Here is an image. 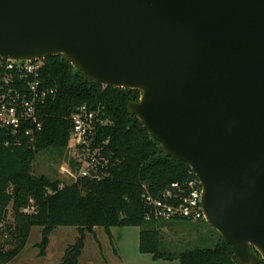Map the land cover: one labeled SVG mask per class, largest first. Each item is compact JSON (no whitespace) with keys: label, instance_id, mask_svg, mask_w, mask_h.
Masks as SVG:
<instances>
[{"label":"water","instance_id":"obj_1","mask_svg":"<svg viewBox=\"0 0 264 264\" xmlns=\"http://www.w3.org/2000/svg\"><path fill=\"white\" fill-rule=\"evenodd\" d=\"M0 57H62L129 102L202 187L239 264H264V0H0Z\"/></svg>","mask_w":264,"mask_h":264},{"label":"trees","instance_id":"obj_2","mask_svg":"<svg viewBox=\"0 0 264 264\" xmlns=\"http://www.w3.org/2000/svg\"><path fill=\"white\" fill-rule=\"evenodd\" d=\"M44 75L55 95L42 109V129L32 146L0 145V237L11 232L0 249V264H5L24 247L33 226L48 234L58 226L78 229V238L68 247L60 264H77L85 232L94 227L142 226L147 207L143 194L159 197L173 182L195 177L183 162L164 155L160 145L149 136L142 123L127 112L129 102L137 101L140 92L85 80L80 72L62 57L44 59ZM82 104L102 106L110 124L101 132L112 164L107 177L99 181L79 179L60 187L58 180L34 176L31 164L39 152H62L71 128L70 117ZM145 187V188H144ZM32 200L35 213L23 209ZM13 216V229L7 224ZM156 229L142 228L139 251L154 260L177 259L179 264H239L229 245L220 237L212 248L172 254L160 251Z\"/></svg>","mask_w":264,"mask_h":264},{"label":"built area","instance_id":"obj_3","mask_svg":"<svg viewBox=\"0 0 264 264\" xmlns=\"http://www.w3.org/2000/svg\"><path fill=\"white\" fill-rule=\"evenodd\" d=\"M54 95L55 90L44 75V59L0 57V145L32 146L35 135L42 129V109ZM70 122L66 145L70 160L63 173L72 177V183L107 177L112 155L106 140L101 139V132L110 119L103 107L82 104L71 115ZM201 195L202 187L196 176L169 184L156 198L145 192V219L205 221ZM28 208L23 209L24 213H35L33 206L31 210Z\"/></svg>","mask_w":264,"mask_h":264},{"label":"rangeland","instance_id":"obj_4","mask_svg":"<svg viewBox=\"0 0 264 264\" xmlns=\"http://www.w3.org/2000/svg\"><path fill=\"white\" fill-rule=\"evenodd\" d=\"M69 160L66 147L60 153L50 150L39 152L31 164L32 174L58 180L60 187L70 185L72 177L63 173ZM31 204L32 200H29L27 208L30 210ZM7 224L13 229L11 214ZM142 228L156 229L160 235V251L172 254L195 248H212L220 240L219 234L206 221L155 220L142 226L94 227L85 232L77 264H179L177 259L154 260L150 254L141 253L139 233ZM10 236L9 231L7 239L0 237V249H9L4 242ZM78 236V229L72 226H58L48 234L43 233L42 227L33 226L23 249L5 264H60L66 249L76 243Z\"/></svg>","mask_w":264,"mask_h":264}]
</instances>
